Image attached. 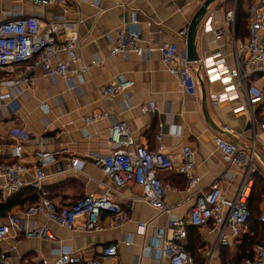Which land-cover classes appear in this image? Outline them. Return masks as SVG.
<instances>
[{
    "label": "crops",
    "instance_id": "0c3cea01",
    "mask_svg": "<svg viewBox=\"0 0 264 264\" xmlns=\"http://www.w3.org/2000/svg\"><path fill=\"white\" fill-rule=\"evenodd\" d=\"M203 1L97 0L94 4V0H64L55 7H36L28 2L22 4L24 13L40 12L45 21L64 14L72 28L77 29L81 41L80 57L88 63L97 60L100 63L90 67L81 88L70 89L64 79H47L40 75L30 86L20 84L16 88V92L22 90L17 97L18 102L11 101L4 108L0 107V161H14L11 157L14 145L22 146L21 160L27 166L35 162L37 151L48 150L54 154V160L44 165L43 188L57 209L68 206L82 196L107 190L109 197L119 204L121 212H101L99 230L67 229L36 214L29 221L35 225L45 224L54 239L17 236L14 232L0 242V253L6 256L3 264H34L43 259L51 262L55 257L53 250L62 247H70L78 254L93 257L107 244H116L117 254L102 259L100 264H156L157 255L152 244L156 241L157 231L164 229L163 237L171 236V230L167 228V214L141 200L138 185L116 187L95 164L96 156L110 150L107 135L113 118L126 122L138 144L151 151L172 153L176 157V164L180 162L182 147L187 145L191 148L195 161L192 172L198 178L191 190L186 191V180L175 169L157 170V176L163 182L180 190L168 191L164 196L172 216L187 219L195 196L200 191H206L214 180H218L226 198L234 197L241 182L243 167L230 166L228 175H224L226 162L216 146L215 136L237 140L239 160L248 156L251 141L254 140V165L257 168L254 172L260 174L264 182V133L258 124H248L247 113L233 111L244 102V91L237 87V99L212 105L209 94L222 92L225 87L219 81L209 80L203 65L206 58L220 53L214 59L223 58L226 65L233 67L234 39L243 40L245 35H235V24L229 25L225 14L234 6L236 13L237 0L214 1L199 25L195 38L199 61L191 63L197 78L195 97L189 96L177 78L166 70L158 51L148 56H139L134 52L127 56L110 55L116 32L135 26L140 31V43L157 37L186 48V36L181 37L178 32L187 29ZM241 1L246 12L252 0ZM15 4L11 0H0V19L3 18L1 13L12 10ZM209 17L214 29H225V34L218 40L211 32L203 31ZM133 21L137 25L134 26ZM148 22H152L151 26ZM69 28L70 25L64 32L68 33ZM158 29H161L160 33H157ZM18 68L22 69L21 66ZM0 75L5 74L0 72ZM120 78L133 82L131 94L118 95L113 99L99 95L100 86ZM251 80L256 85H264V73L252 75ZM148 104H152L153 108L142 113L140 108ZM108 110L112 112L111 118H100L89 124L82 120L89 112ZM254 110L259 118V112L264 110V99ZM224 126L230 127V134L224 132ZM159 145L163 147L160 149ZM74 160L79 163L73 165ZM29 178L30 171L26 174V179ZM29 187L24 186L23 191ZM8 197L0 193V204ZM26 207L27 204L16 206L10 212H22ZM263 209L264 193L258 203L259 213ZM4 220L0 217V222ZM140 222L146 223L143 232L138 229ZM82 223L78 219L77 224ZM210 228L187 227L191 232V235H186L187 241L191 240L187 250L194 263L201 260L202 264H233L234 246L246 228H242L240 235L232 238L227 245L216 247V232ZM224 247L228 248V254L222 251Z\"/></svg>",
    "mask_w": 264,
    "mask_h": 264
},
{
    "label": "built area",
    "instance_id": "2783aa9c",
    "mask_svg": "<svg viewBox=\"0 0 264 264\" xmlns=\"http://www.w3.org/2000/svg\"><path fill=\"white\" fill-rule=\"evenodd\" d=\"M15 2L12 10L2 12L0 19V107L4 108L8 102H18L17 97L22 90L16 92L20 84L30 86L37 75L47 79H64L70 89L81 88L84 76L92 65L100 61L86 62L78 54L81 41L76 28L66 21L64 14L44 20L40 12L24 13L22 4L30 3L36 7L59 6L64 0H11ZM94 4L97 0H94ZM247 34L243 40L234 39V65L229 67L219 54L210 56L203 61L204 69L209 80L219 81L225 89L219 93H210L212 105L223 100L237 99V87L242 88L245 95L243 103L239 104L234 113H247L248 124H258L264 133V110L255 115L254 107L264 99V85H256L251 80L252 75L264 73V0H252L247 8ZM235 6L226 12L225 18L229 25L235 24ZM132 24L137 25L136 21ZM152 22H148L151 26ZM69 32L65 33L67 27ZM77 25V24H76ZM203 31L211 32L216 40L225 34L222 27L213 28L211 17L203 26ZM161 29L157 30L160 33ZM63 34L65 35L63 37ZM178 35L186 36V30H180ZM140 38L137 26L129 29H119L110 48L111 56H127L134 52L139 56H148L158 51L166 70L175 76L182 89L191 97L197 94V78L192 64L188 60L186 48H180L176 42H164L157 37L145 40ZM21 66V70H19ZM77 66V67H75ZM77 78V79H76ZM133 82L120 78L100 86L98 92L102 98L113 99L118 95L131 94ZM152 104L140 108L142 113L152 109ZM110 110L104 112H89L82 120L85 124L93 123L100 118H111ZM108 128V153L95 157V164L108 177L114 186L136 184L141 188V200L154 209L167 214L171 236L163 237L164 229L157 231L156 241L152 244L155 250L156 264H194L193 258L186 251L187 227H211L216 232L214 246H225L232 238L240 235L246 225L249 215L247 200L250 196L256 171L254 165L255 151L252 140L250 152L243 160L238 159V141H232L221 136H215L217 148L223 154L227 169L233 165H241L243 173L241 182L233 198L224 196L218 180H214L206 191H200L194 198L188 218L181 219L172 216L164 202L165 193L180 190L170 183L163 182L157 176V170H172L183 175L186 180V191L194 188L198 178L193 174L194 155L189 146H183L180 162L175 163V156L169 152L151 151L138 144L131 135L126 122L113 118ZM224 132L230 134L229 126L223 127ZM163 146L159 145L161 149ZM22 146L14 145L11 148L13 162L0 161V193L3 197L19 192L24 186H30L37 192V201L28 205L22 212L8 213L5 220L0 222V242L15 232L17 236L54 239L49 228L35 225L29 218L40 214L45 220L52 221L67 229L77 227L83 230H99L101 228L99 215L106 211L119 214L121 208L113 201L105 190L100 194L85 195L70 203L68 206L57 209L54 203L47 198L43 188L45 179L44 165L54 160V154L48 150H39L35 153V162L27 166L22 160ZM81 162V161H80ZM78 160L73 161L77 165ZM31 172V178L26 174ZM78 219L82 225H78ZM259 221L263 225L262 241L255 246L253 256L244 258L241 264H264V209L260 211ZM146 223L140 222L138 229L143 232ZM129 243H127L128 245ZM13 249V247H10ZM54 259L51 262L41 260L34 264H100L106 257L117 254L116 244H107L93 257H85L74 252L70 247L53 250ZM5 254L0 253V264L5 261Z\"/></svg>",
    "mask_w": 264,
    "mask_h": 264
},
{
    "label": "trees",
    "instance_id": "16d2710c",
    "mask_svg": "<svg viewBox=\"0 0 264 264\" xmlns=\"http://www.w3.org/2000/svg\"><path fill=\"white\" fill-rule=\"evenodd\" d=\"M229 1V0H228ZM241 0H237L236 5V19H235V35L243 37L247 34V23H248V14L243 10L241 6ZM244 36V38H245ZM2 77V75H0ZM254 183L252 186V190L250 196L247 200V208L249 211V215L246 221L245 231L241 234V238L238 243L234 246L235 256L233 257V264H241L244 258H251L254 253L255 246L262 241L263 238V225L259 221V210L258 203L261 200V196L264 193V182L260 174L254 172L252 174ZM22 188L19 192L11 194L6 201L0 204V217L6 218L8 213H10L11 209L19 206L23 207L24 204L32 205L37 201V192L32 187L23 191ZM193 233V232H192ZM187 234L191 235V232L187 230ZM194 235V234H193ZM190 237V236H189ZM188 237V239H189ZM191 241V240H190ZM190 241H187L186 238V251L188 252V244ZM228 248L224 247L222 251L227 253ZM193 258V257H192ZM194 264H202L201 260H195Z\"/></svg>",
    "mask_w": 264,
    "mask_h": 264
},
{
    "label": "water",
    "instance_id": "95a60500",
    "mask_svg": "<svg viewBox=\"0 0 264 264\" xmlns=\"http://www.w3.org/2000/svg\"><path fill=\"white\" fill-rule=\"evenodd\" d=\"M216 0H204L198 10L193 14L187 29H186V37H185V44H186V51L188 60L193 62L199 61V56L196 51V45H195V38L196 34L199 28L200 23L204 19L208 7L211 3H213ZM200 86L202 87V83L200 82Z\"/></svg>",
    "mask_w": 264,
    "mask_h": 264
}]
</instances>
